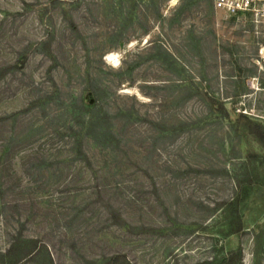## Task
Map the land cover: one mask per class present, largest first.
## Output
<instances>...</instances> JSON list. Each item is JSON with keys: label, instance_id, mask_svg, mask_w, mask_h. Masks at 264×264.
<instances>
[{"label": "rangeland", "instance_id": "374dc122", "mask_svg": "<svg viewBox=\"0 0 264 264\" xmlns=\"http://www.w3.org/2000/svg\"><path fill=\"white\" fill-rule=\"evenodd\" d=\"M251 19L216 0H0V264H264Z\"/></svg>", "mask_w": 264, "mask_h": 264}, {"label": "built area", "instance_id": "2783aa9c", "mask_svg": "<svg viewBox=\"0 0 264 264\" xmlns=\"http://www.w3.org/2000/svg\"><path fill=\"white\" fill-rule=\"evenodd\" d=\"M220 5L232 13H243L251 16V23L256 25L257 35L264 40V0H216ZM260 55L264 56V43L259 49Z\"/></svg>", "mask_w": 264, "mask_h": 264}, {"label": "bare ground", "instance_id": "6f19581e", "mask_svg": "<svg viewBox=\"0 0 264 264\" xmlns=\"http://www.w3.org/2000/svg\"><path fill=\"white\" fill-rule=\"evenodd\" d=\"M106 60L111 64H117L116 55L113 53H108L106 55Z\"/></svg>", "mask_w": 264, "mask_h": 264}, {"label": "trees", "instance_id": "16d2710c", "mask_svg": "<svg viewBox=\"0 0 264 264\" xmlns=\"http://www.w3.org/2000/svg\"><path fill=\"white\" fill-rule=\"evenodd\" d=\"M259 139L261 140L262 143H264V134H261V135L259 136Z\"/></svg>", "mask_w": 264, "mask_h": 264}]
</instances>
